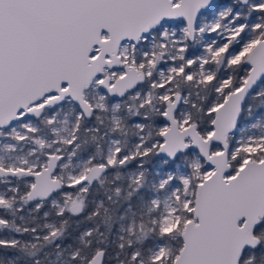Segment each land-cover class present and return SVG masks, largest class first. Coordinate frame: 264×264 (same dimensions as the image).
<instances>
[{
    "label": "snow or ice",
    "instance_id": "1",
    "mask_svg": "<svg viewBox=\"0 0 264 264\" xmlns=\"http://www.w3.org/2000/svg\"><path fill=\"white\" fill-rule=\"evenodd\" d=\"M0 264H264V0H0Z\"/></svg>",
    "mask_w": 264,
    "mask_h": 264
}]
</instances>
